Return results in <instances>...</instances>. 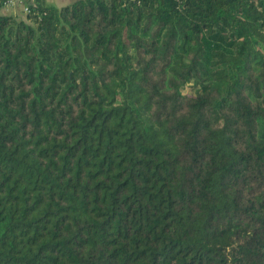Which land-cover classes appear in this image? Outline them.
I'll return each instance as SVG.
<instances>
[{"label": "trees", "instance_id": "1", "mask_svg": "<svg viewBox=\"0 0 264 264\" xmlns=\"http://www.w3.org/2000/svg\"><path fill=\"white\" fill-rule=\"evenodd\" d=\"M28 8L0 14V264H264V0Z\"/></svg>", "mask_w": 264, "mask_h": 264}, {"label": "crops", "instance_id": "2", "mask_svg": "<svg viewBox=\"0 0 264 264\" xmlns=\"http://www.w3.org/2000/svg\"><path fill=\"white\" fill-rule=\"evenodd\" d=\"M14 3L10 6L0 9V14L13 15L16 17H24V6H28L33 0H12ZM46 5L54 6L57 8L70 5L77 0H42Z\"/></svg>", "mask_w": 264, "mask_h": 264}, {"label": "built area", "instance_id": "3", "mask_svg": "<svg viewBox=\"0 0 264 264\" xmlns=\"http://www.w3.org/2000/svg\"><path fill=\"white\" fill-rule=\"evenodd\" d=\"M14 2L12 0H1L0 1V9L12 5ZM23 11L27 13L29 11L28 6H24Z\"/></svg>", "mask_w": 264, "mask_h": 264}]
</instances>
